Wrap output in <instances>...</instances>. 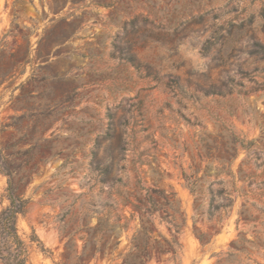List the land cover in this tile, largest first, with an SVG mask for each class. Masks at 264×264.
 Listing matches in <instances>:
<instances>
[{
  "label": "rangeland",
  "instance_id": "rangeland-1",
  "mask_svg": "<svg viewBox=\"0 0 264 264\" xmlns=\"http://www.w3.org/2000/svg\"><path fill=\"white\" fill-rule=\"evenodd\" d=\"M233 137L254 142L245 151ZM0 148L27 199L17 228L28 264L59 261L109 192L129 193V215L140 186L175 193L176 264L218 253L264 264V0H0ZM104 165L127 186L100 182ZM222 186L233 201L210 218L228 203L211 200ZM6 187L0 173V206ZM149 228L169 237L157 217ZM232 241L244 252L226 255ZM83 244L76 236L73 250ZM148 264L174 263L153 253Z\"/></svg>",
  "mask_w": 264,
  "mask_h": 264
},
{
  "label": "trees",
  "instance_id": "trees-1",
  "mask_svg": "<svg viewBox=\"0 0 264 264\" xmlns=\"http://www.w3.org/2000/svg\"><path fill=\"white\" fill-rule=\"evenodd\" d=\"M254 140H242L237 137L232 138V143L240 146L243 150L248 151L252 146ZM8 157L3 154L0 148V173L7 177L6 199L7 205L0 206V263L1 264H28V247L25 241L21 238L17 228L18 215L25 211L27 199L22 195L17 194L12 181V170L8 162ZM110 166L104 165L101 169V174L105 177L99 181L104 183L106 180L110 182L112 187H126L127 182L122 179L109 177ZM138 184L140 181L137 182ZM222 184L223 181L221 180ZM140 191H144L143 200L140 205H133V209L129 211V215L125 214V204L131 203L129 193H123L118 189L114 192L108 193V197L112 202H106L104 209H93V216L96 217L97 223L94 228L88 230L76 229L75 231L66 234V241L64 243V250L60 254V260L53 262L54 264H86L90 260L110 257V262L117 261L118 264H148L153 258V253L156 255L168 254L169 258L174 264L177 263L178 254L181 249L177 236L180 233L181 226L185 223L177 222L176 217L169 210L175 208V193L167 192L163 189L154 187H139ZM233 190H228L222 186L216 193L210 191L211 200H214L218 195L222 194L227 198L228 203L217 204L213 206V210L209 211L210 218L214 215L220 207H227L231 205L233 199L231 194ZM138 216V222L132 227L133 232L126 246L117 251L120 240L117 238V233L120 230H126L129 227V222L135 221ZM157 217L159 221H164L169 230V237L159 234V238L153 236L152 229L149 224L152 223L153 218ZM76 236L84 241L80 253L73 250V241ZM199 241L204 244L208 240L202 234L197 236ZM31 242L37 243V248L44 254L50 252L45 248L42 242L33 233ZM239 241H246L239 239ZM109 248V249H108ZM244 252L242 245L238 241L230 243V250L226 255L233 253ZM214 264H223L221 253H218ZM235 264H251L249 262L242 263L238 259H234ZM229 262V261H228ZM231 262V261H230ZM230 264H233V263Z\"/></svg>",
  "mask_w": 264,
  "mask_h": 264
}]
</instances>
